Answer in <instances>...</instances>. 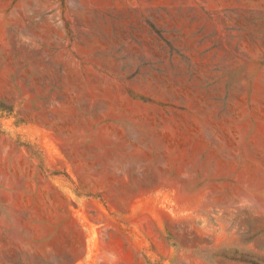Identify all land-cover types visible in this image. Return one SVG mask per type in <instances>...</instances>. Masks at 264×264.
Instances as JSON below:
<instances>
[{"label": "rangeland", "instance_id": "rangeland-1", "mask_svg": "<svg viewBox=\"0 0 264 264\" xmlns=\"http://www.w3.org/2000/svg\"><path fill=\"white\" fill-rule=\"evenodd\" d=\"M0 264H264V0H0Z\"/></svg>", "mask_w": 264, "mask_h": 264}]
</instances>
